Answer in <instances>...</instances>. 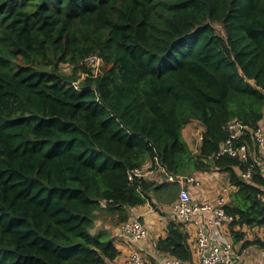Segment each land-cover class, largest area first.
I'll return each instance as SVG.
<instances>
[{
    "label": "trees",
    "instance_id": "trees-1",
    "mask_svg": "<svg viewBox=\"0 0 264 264\" xmlns=\"http://www.w3.org/2000/svg\"><path fill=\"white\" fill-rule=\"evenodd\" d=\"M90 54L102 73L76 89ZM263 117L264 0H0V264H109L119 252L96 221L152 205L161 185L128 179L147 162L227 174L243 240L264 225V163L249 131L234 142L246 160L217 154L230 121L253 131ZM190 121L203 127L196 155ZM157 250L193 260L174 220Z\"/></svg>",
    "mask_w": 264,
    "mask_h": 264
},
{
    "label": "built area",
    "instance_id": "built-area-1",
    "mask_svg": "<svg viewBox=\"0 0 264 264\" xmlns=\"http://www.w3.org/2000/svg\"><path fill=\"white\" fill-rule=\"evenodd\" d=\"M86 69L82 78H97L102 73L103 61L96 54H90L80 61ZM80 82L73 85L77 89ZM225 130L228 138L224 141L218 152V156L229 155L237 157L240 160H246L248 146L246 144L234 145V142L248 132L254 143L255 151L252 154L256 163H264V131L259 126L250 131L245 125L238 120L230 121ZM202 134H200V141ZM258 151V154H256ZM162 167V166H161ZM164 170V169H163ZM165 173V172H164ZM143 167L134 169L128 173L129 181L141 179L146 176ZM168 182L178 185L179 192L176 200L172 204V209L176 220L182 227L192 224L195 227V240L192 249L194 259L186 262L173 256H166L160 260L159 264H234L237 255L232 245L223 241L219 235V229L223 225H229L235 220V217L226 213L225 197L219 196L214 202L196 203L191 197L189 186L198 184V181L192 177L166 174ZM243 178L248 179L249 173L242 174ZM121 230L124 236L128 237L130 242H139L148 235V230L137 218H130L121 224ZM261 254L264 257V247H261ZM141 255L137 250H132L125 264H141Z\"/></svg>",
    "mask_w": 264,
    "mask_h": 264
},
{
    "label": "crops",
    "instance_id": "crops-1",
    "mask_svg": "<svg viewBox=\"0 0 264 264\" xmlns=\"http://www.w3.org/2000/svg\"><path fill=\"white\" fill-rule=\"evenodd\" d=\"M259 126L264 131V117L259 123ZM187 129L189 128L185 127L182 134L184 140L189 145L187 139L189 132ZM202 132L203 127L201 128V134ZM198 140L200 146V135ZM143 168L147 173L143 178L144 180L154 182L155 185L159 186L164 184L163 175H165V173L163 168L157 162L155 165L151 162H147L144 164ZM159 175L161 176L158 177ZM189 177L198 181L197 185L189 186L191 197L196 203H212L217 197L223 196L225 197L226 204H228L230 202V194L235 191V188L228 183L227 174L223 172L212 170L210 172L194 173ZM174 186L178 185L174 184ZM153 193L158 197L162 192L160 188L156 190V192H150L151 202L154 205L146 203L145 205L127 209L129 215L128 219L137 218L148 230L147 237L139 242H130L128 237L124 236L122 233V223L118 225L115 224L113 217L102 215L103 217L97 220V227H104L110 231L114 246L119 252L118 256L113 261L109 262V264H125V261L128 259L132 250H137L141 255V264H159L160 260L168 256L157 250V243L159 240L166 237V227L168 222L173 220L177 221L172 209L174 201L171 199L169 200V203H165L166 201H163V198L161 202H159V200L155 201L154 198H152ZM183 228L188 234V244L192 250L195 240V227L190 224ZM236 229L238 230V228ZM239 230L244 233V238L243 240L234 242L229 225H223L219 229V235L222 240L231 244L235 250L237 258L235 259L234 264H264V257L260 251L261 247L258 245H250L247 248H242L243 242L246 240L251 241L253 239H259L264 242V225L253 228L243 227Z\"/></svg>",
    "mask_w": 264,
    "mask_h": 264
},
{
    "label": "rangeland",
    "instance_id": "rangeland-1",
    "mask_svg": "<svg viewBox=\"0 0 264 264\" xmlns=\"http://www.w3.org/2000/svg\"><path fill=\"white\" fill-rule=\"evenodd\" d=\"M215 28H216V30H217L218 33L222 34V29L220 28V26L215 25ZM61 71L63 73H65V74H70L71 71H72V67L69 66L68 64H63V65H61ZM84 74H85V72L78 73L79 79H78L77 82H81L83 80L82 76H84ZM186 127L189 128V129H187V131L189 132V134L187 136V139L189 141V147H190L192 153L194 155H196L198 153V149H199V140H198V137L201 134L202 125L198 121H190L187 124ZM190 135H191V139H190ZM194 173H199V172H194ZM160 176L161 175H159L158 177H160ZM163 181H164V184L160 187L163 196L160 193L158 195V197H157V195L155 193H153V197L152 198H154L155 201H158L159 200V202H161L162 201V198H163V201H166L165 203H169V200H171V199L173 201H175L176 198H177L178 192H179V187L178 186H174V184L171 183V182H168L165 175H163ZM167 191H170V192H167ZM152 205H154V204L152 203Z\"/></svg>",
    "mask_w": 264,
    "mask_h": 264
},
{
    "label": "water",
    "instance_id": "water-1",
    "mask_svg": "<svg viewBox=\"0 0 264 264\" xmlns=\"http://www.w3.org/2000/svg\"><path fill=\"white\" fill-rule=\"evenodd\" d=\"M94 231H95V229H92V230H91V233H93Z\"/></svg>",
    "mask_w": 264,
    "mask_h": 264
}]
</instances>
